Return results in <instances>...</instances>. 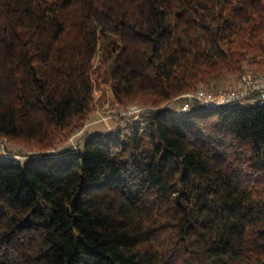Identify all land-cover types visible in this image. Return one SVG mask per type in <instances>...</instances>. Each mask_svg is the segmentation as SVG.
I'll return each instance as SVG.
<instances>
[{"label": "trees", "instance_id": "1", "mask_svg": "<svg viewBox=\"0 0 264 264\" xmlns=\"http://www.w3.org/2000/svg\"><path fill=\"white\" fill-rule=\"evenodd\" d=\"M249 71L264 0H0V264H264V104L171 111Z\"/></svg>", "mask_w": 264, "mask_h": 264}, {"label": "rangeland", "instance_id": "2", "mask_svg": "<svg viewBox=\"0 0 264 264\" xmlns=\"http://www.w3.org/2000/svg\"><path fill=\"white\" fill-rule=\"evenodd\" d=\"M229 83L221 85L219 90L229 89ZM181 103L173 104L171 111L175 114L180 112ZM176 107V108H175ZM141 111L139 104H131L129 106H122L117 104L109 89L97 100L94 111L90 114L85 127L73 135L67 142L59 145L55 150L50 151L49 155H64L70 150H76L82 145V137L87 134L95 132L114 133L117 128L128 122L135 121L134 117ZM36 152L22 151L19 147L9 144L6 140L0 139V160H10L11 158L24 162L29 158H38L41 155Z\"/></svg>", "mask_w": 264, "mask_h": 264}, {"label": "built area", "instance_id": "3", "mask_svg": "<svg viewBox=\"0 0 264 264\" xmlns=\"http://www.w3.org/2000/svg\"><path fill=\"white\" fill-rule=\"evenodd\" d=\"M181 112L198 108L228 109L231 107H248L264 104V76L261 73L249 71L242 75L234 89L220 90L218 93L198 89L195 92L180 97Z\"/></svg>", "mask_w": 264, "mask_h": 264}]
</instances>
